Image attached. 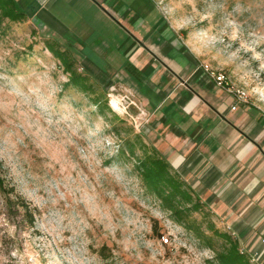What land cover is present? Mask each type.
Segmentation results:
<instances>
[{"label":"rangeland","instance_id":"obj_1","mask_svg":"<svg viewBox=\"0 0 264 264\" xmlns=\"http://www.w3.org/2000/svg\"><path fill=\"white\" fill-rule=\"evenodd\" d=\"M17 4L23 21L0 8V264H220L234 232L206 207L178 219L140 173L158 120L128 65L155 24L161 65L214 83L207 64L264 114V0H54L49 21Z\"/></svg>","mask_w":264,"mask_h":264},{"label":"crops","instance_id":"obj_2","mask_svg":"<svg viewBox=\"0 0 264 264\" xmlns=\"http://www.w3.org/2000/svg\"><path fill=\"white\" fill-rule=\"evenodd\" d=\"M18 1L52 20L46 9L54 0ZM158 29L152 24L146 39L153 48L134 47V64L128 65L150 87V93L140 92L158 120L155 145L240 247L264 264V114L240 104L232 109L234 97L197 67L183 78L180 68L161 65L154 49L162 39ZM155 34L158 41H150ZM146 63L154 64L152 80L140 74Z\"/></svg>","mask_w":264,"mask_h":264},{"label":"trees","instance_id":"obj_3","mask_svg":"<svg viewBox=\"0 0 264 264\" xmlns=\"http://www.w3.org/2000/svg\"><path fill=\"white\" fill-rule=\"evenodd\" d=\"M0 8L2 15L10 20L23 21L26 18V12L20 10L17 0H0ZM57 54L66 63V69L71 72L69 81L80 83L83 76L73 69L75 58L67 49H63ZM143 154L144 158L140 159L138 168H140V173L143 175L146 185L154 193L156 192L162 196L178 219L190 220L193 210L205 209L202 199L158 148L150 147L148 150L143 151ZM2 168V162L0 161V190L10 193L12 189L6 185ZM227 238L230 241V249L226 254L220 256V264H250L251 257L247 253L241 252L238 240H233L228 236Z\"/></svg>","mask_w":264,"mask_h":264},{"label":"built area","instance_id":"obj_4","mask_svg":"<svg viewBox=\"0 0 264 264\" xmlns=\"http://www.w3.org/2000/svg\"><path fill=\"white\" fill-rule=\"evenodd\" d=\"M204 69L209 73L210 77L214 80V83L217 87L225 89L236 99L237 102H245L246 98L243 95L241 90L234 89L233 87L226 86V79L223 73L215 72L209 65H204ZM232 109H236V105L232 106ZM168 240V239H167ZM241 252H245V249L242 248ZM255 262V257L251 258Z\"/></svg>","mask_w":264,"mask_h":264}]
</instances>
